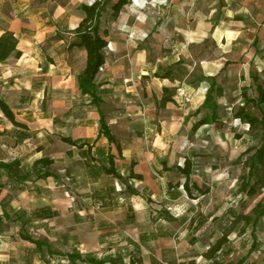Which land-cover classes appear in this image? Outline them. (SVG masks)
I'll list each match as a JSON object with an SVG mask.
<instances>
[{"label":"crops","instance_id":"0c3cea01","mask_svg":"<svg viewBox=\"0 0 264 264\" xmlns=\"http://www.w3.org/2000/svg\"><path fill=\"white\" fill-rule=\"evenodd\" d=\"M94 1L0 0V35L14 32L22 52L0 63V101L23 124L0 107V162L17 160L33 174L17 182L1 172L0 264H77L69 259L77 253L121 256L124 264H210L204 253L229 229L219 259L246 264L264 216L254 236L233 222L248 199L238 191L243 152L260 138L233 114L252 76L264 82V0H129L116 19L117 0L109 2L101 23L108 54L96 83L121 151L99 137V107L78 84L87 53L72 46L74 31L80 6ZM180 60L189 63L183 82L156 75ZM194 76H216L223 88L218 120L193 131L207 113V83L191 85ZM164 87L178 88L177 103L158 112ZM110 156L122 179L106 173ZM44 158L54 163L35 166ZM187 159L189 192L179 168ZM46 171L53 175L40 177Z\"/></svg>","mask_w":264,"mask_h":264},{"label":"trees","instance_id":"16d2710c","mask_svg":"<svg viewBox=\"0 0 264 264\" xmlns=\"http://www.w3.org/2000/svg\"><path fill=\"white\" fill-rule=\"evenodd\" d=\"M110 1L111 0H95L92 4H82L80 6V10L83 12L84 17L74 31L77 41L72 43V46L84 49L87 53L86 66L78 76V84L81 92L90 95L92 97V103L99 107V113L101 116V132L99 137L102 135L105 136L111 143H115L119 151H121L118 139L109 129L104 112L100 110L102 99L99 85L96 83V77L99 74V70L105 64L104 50L109 45L107 34L101 30V23L103 12ZM128 3L129 0H117L112 6H110L112 19H116L123 7ZM21 56L22 52L19 48V40L15 33L12 31H5L0 35V63L5 62L10 58L19 59ZM188 65L189 63L186 60H180L175 66L165 69L162 73H156V75L162 79H168L171 82H183L184 78L189 74ZM252 77L254 94L249 95L247 88L243 87L242 97L244 103L235 109L233 114L235 119H239L249 126V132L252 136L260 138V142L257 146L248 148L243 152V164L247 169V172L239 179L238 191L248 198L257 196L264 188V82H260L259 77L256 75H253ZM202 82L207 83V93L201 110H207V113L199 123L193 126V131L197 130L202 125L216 122L218 120V111L220 109L219 98L222 95V84L219 83L218 77L216 76H194L190 81V84L196 85ZM177 94V87H164L161 99L156 100L157 111L160 112L171 103L176 104ZM0 107L6 117L15 121L17 125L23 126V124L16 122L14 113L6 103L0 101ZM252 108L256 109L259 112V115L252 112ZM201 110H198L196 114H199ZM65 141L75 144V141L70 138H65ZM53 163V160L44 158L37 161L35 166L40 165L48 167ZM179 168L187 178L184 186L187 192H189V179L192 172V163L187 159L184 166ZM105 170L107 174L122 179V176L116 169L115 160L112 156H110V164ZM1 172L6 173L17 182H25L33 175L31 173H24L21 170V163L17 160L9 163L0 162V175ZM52 175L51 172L46 171L42 173L40 177H48ZM131 177L140 179L141 175L132 174ZM193 185L196 186L195 184ZM1 187L2 185H0V189ZM199 191L201 193H206V191L203 190ZM263 216L264 203L259 202L253 207L251 214L241 212L236 217V221L235 223L233 222V224L240 226V234L245 233L248 227H252L251 235L254 236L258 222ZM231 232L232 229L225 231L223 236L212 244L204 253V258L210 264H227L219 259V254L228 244ZM23 239L39 246L40 242L34 240L30 236L23 235ZM255 247L256 244L254 242L253 248ZM69 259L73 263L77 262V264H124L121 256H112L106 260L97 258L91 254L82 256L80 253H77L70 255Z\"/></svg>","mask_w":264,"mask_h":264},{"label":"rangeland","instance_id":"374dc122","mask_svg":"<svg viewBox=\"0 0 264 264\" xmlns=\"http://www.w3.org/2000/svg\"><path fill=\"white\" fill-rule=\"evenodd\" d=\"M208 21H211V23L213 24L218 18L216 17V11L213 10L212 8V15H208ZM243 19L242 17L238 16V19L237 21H239L238 23L241 25V22ZM231 24H233L234 22L231 21L230 22ZM227 25L229 23H226ZM239 25V26H240ZM212 48L211 45H206L204 46L203 48L204 49H207L209 50V48ZM260 48H261V45H260ZM202 49V47H199L197 48V52L200 51ZM260 56L262 58H264V48H261L260 49ZM252 86H253V82L250 83ZM252 86H248L246 85V88H247V91L249 93V95H253L254 94V88ZM240 103H244V100L242 99L241 102H239L237 105H236V109L240 106ZM252 112H254L255 114L259 115V112L256 110V109H253L252 108ZM264 203V191H261L257 196L253 197V198H248L244 204L242 205L241 207V211L246 213V214H251V211L253 209V207L257 204V203ZM261 224H262V221H261ZM261 226V225H260ZM260 242H259V245H258V250L257 251H254V253L250 256L248 262L246 264H256V262H261V258L264 257V232L260 234ZM243 251V249H241V252Z\"/></svg>","mask_w":264,"mask_h":264},{"label":"built area","instance_id":"2783aa9c","mask_svg":"<svg viewBox=\"0 0 264 264\" xmlns=\"http://www.w3.org/2000/svg\"><path fill=\"white\" fill-rule=\"evenodd\" d=\"M108 47H109V46H108ZM105 49H107V47H106ZM107 54H108V53H106L105 55H107ZM104 69H105V68H104V65H103V66L100 68V70H99V71H100V72H103V71H104ZM241 105H243V104H241Z\"/></svg>","mask_w":264,"mask_h":264},{"label":"bare ground","instance_id":"6f19581e","mask_svg":"<svg viewBox=\"0 0 264 264\" xmlns=\"http://www.w3.org/2000/svg\"><path fill=\"white\" fill-rule=\"evenodd\" d=\"M231 90H234V88H230V89H228L227 91H231Z\"/></svg>","mask_w":264,"mask_h":264}]
</instances>
